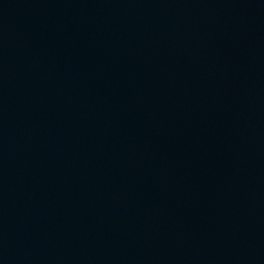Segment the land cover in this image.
I'll return each instance as SVG.
<instances>
[{"label": "water", "instance_id": "95a60500", "mask_svg": "<svg viewBox=\"0 0 264 264\" xmlns=\"http://www.w3.org/2000/svg\"><path fill=\"white\" fill-rule=\"evenodd\" d=\"M0 264H264V0H0Z\"/></svg>", "mask_w": 264, "mask_h": 264}]
</instances>
